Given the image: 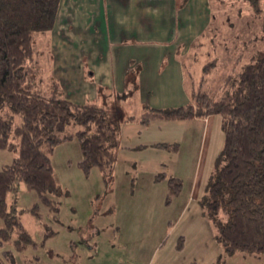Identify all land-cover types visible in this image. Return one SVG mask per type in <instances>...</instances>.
Listing matches in <instances>:
<instances>
[{"label": "rangeland", "instance_id": "rangeland-1", "mask_svg": "<svg viewBox=\"0 0 264 264\" xmlns=\"http://www.w3.org/2000/svg\"><path fill=\"white\" fill-rule=\"evenodd\" d=\"M104 1L62 0L60 9L63 8V20L57 28L60 33L56 32L58 35H55L48 32L35 37L36 65L37 70L41 71L43 87H47L49 79L55 77L52 76L54 70L51 64L57 66L56 60L66 57L64 51L56 50V45L61 47L66 41L83 40L89 43L86 44L89 45L86 49H89L108 40L104 33L97 32L102 21V15L98 16L99 7L104 9ZM107 1L110 9L117 5V2L112 5L111 0ZM181 1L176 0V5ZM172 2L119 0L124 18L133 23L137 20L138 25L130 28L123 21L120 25L116 22L112 24L110 10L103 25L107 26L106 30L111 36L120 34L122 39H152L149 35H155L157 40L164 42L173 39L176 46L188 45L182 59L189 95L192 97L193 91H206L211 95L221 93L226 77L241 71L258 51L264 49V0H260V13L252 8L248 0H191L187 11L173 14L170 9ZM207 14L210 20L204 17ZM207 21H210L208 28H203ZM141 22L146 27L140 26ZM69 25L71 33H66L70 31ZM142 27L153 34L147 33L146 37L140 31ZM163 47L162 55L166 57L164 62H167L175 52H172L170 45ZM69 52L74 58L78 49L73 48ZM122 52L130 53L132 48L124 47ZM205 66H208V72L204 71ZM165 81L164 76V85ZM117 96V92L108 93L102 87L96 100V103L106 107L109 119L116 121L121 129L120 146L115 150L113 179L105 181L99 168L85 173L79 167L82 152L77 140L58 146L52 161L56 180L62 189V195L58 198L59 213L54 216L42 204L39 217L29 211L23 212L22 223L38 245L17 252L11 243L6 244L0 249V257L4 258L7 250L13 251L14 257L13 261L6 260L7 264H129L131 261H138L139 264L142 263L140 259L149 254H185L184 257L192 259L193 264H214L223 255V247L216 239V227L203 211L201 218L205 225L200 223L195 202V207L191 206L186 212V218L178 222L181 206L188 200L191 188L198 180L208 178L211 172L219 153L221 129L216 126L207 129L205 121H159L150 127L154 129L152 134L159 141L178 143L179 148L175 153L162 149L140 154L127 152L123 149L124 143H130L133 137L125 135L127 127L124 119L141 115L143 98L133 96L121 100ZM145 135L144 138H150L148 133ZM16 157L17 153L0 151V169L11 164ZM151 158L165 165L158 172L161 182L153 189L146 185L147 169H141L131 162L140 159L151 166ZM133 165L135 168L131 170L130 166ZM132 172L135 174L131 175ZM135 177L139 180H135L133 186ZM171 177L181 180L182 192L168 206L167 186ZM15 197L20 210H27L39 202L37 194L29 191L23 183L19 184L17 194L10 195L12 200ZM48 228L55 235L45 239ZM205 232L209 234L208 237L200 241ZM223 264H264V257L241 251L225 257Z\"/></svg>", "mask_w": 264, "mask_h": 264}, {"label": "trees", "instance_id": "trees-1", "mask_svg": "<svg viewBox=\"0 0 264 264\" xmlns=\"http://www.w3.org/2000/svg\"><path fill=\"white\" fill-rule=\"evenodd\" d=\"M62 0H0V151L17 153L14 161L0 169V249L11 243L23 252L37 243L24 227L25 211L40 216V205L57 216L62 195L52 161L55 149L77 140L82 152L79 167L89 173L99 168L104 180H112L115 150L120 143L119 124L109 119L105 106L96 102L79 104L67 98L58 80L43 78L37 70L35 37L51 32L57 23ZM260 13V0H248ZM182 0L178 7L186 5ZM132 70L128 90L118 95L127 100L137 88ZM208 72V66L204 67ZM101 90V89H100ZM192 103L156 108L145 105L140 116L125 122L148 125L155 120L186 121L211 115L222 117L224 144L200 200L204 216L217 230V242L225 257L241 251L264 257V49L258 51L241 71L226 77L222 92L211 95L193 91ZM158 147L177 151L178 143ZM23 183L37 194L27 210L18 209V186ZM182 182L171 178L168 202L178 195ZM55 235L47 229L45 239ZM13 251L4 252L0 264L13 261Z\"/></svg>", "mask_w": 264, "mask_h": 264}, {"label": "crops", "instance_id": "crops-1", "mask_svg": "<svg viewBox=\"0 0 264 264\" xmlns=\"http://www.w3.org/2000/svg\"><path fill=\"white\" fill-rule=\"evenodd\" d=\"M86 1L87 0H81V2H86ZM98 2L101 3L102 1H98ZM110 2L112 5L116 4L117 2V5L115 6L113 5L111 10L110 8H108V1L105 0L104 9L101 10L99 7V14H98L99 17L102 15V19H101L102 21L100 23V18L98 17V21L100 25H99V31L97 32L102 34L104 33L105 39H108L106 42H104L102 45L99 44L96 45L97 47L95 48L92 46L89 49L88 48L86 49V47L89 46L86 44L89 43L83 42V40L79 42L78 41L75 42L73 40L72 43L71 40L66 41L64 42V44H62L61 47L60 46L58 47L56 45L57 48L56 50L58 52L60 51V49L64 51L66 57L58 58V60H56L58 65L57 66L54 65L55 67L53 66V64H51L52 69L54 70L52 76H55L53 78L58 80V82L61 84L65 96L70 100L74 101L75 103L79 102V104H84V103L96 102V100H98V98L100 97V89L102 87L108 93L117 92V95H121L123 93H126L128 87H130L128 86V81H127L128 73L131 72L132 70H135L133 71V73L136 76L135 80L137 82V88L134 90V93L128 99L132 98L133 96H141V98H143L142 100L143 108L145 105H150L152 107L169 108V107L184 106L189 103H192L193 99L191 97V94L189 95L188 87L186 86V72L182 59L183 54L187 50L188 45L184 47L183 45L176 46L175 45L176 41H174L173 39H169V41L164 42L157 40V37L155 35H149L152 37V39H143V40L142 39L130 40L127 38L122 39L120 37V34L117 37L111 36L108 33L109 30H106L107 26L103 25L104 20L108 17V10L111 11L110 15L112 14V19H110L112 24L116 22L115 24L120 25V23H122L123 21V24H127V26H130L131 28V26L138 25V23L137 20H135V22L133 23L130 20L124 18L121 8V3H118L119 0H114V2L113 0H111ZM190 5H191V0H188V3L184 7L179 8L178 2L176 5V0L175 1L173 0V2L170 5V9L174 14L176 12L179 13L181 11H187V7L188 6L190 7ZM100 6L102 8L101 4ZM61 11L63 12V8L60 9V16L58 15L59 17L58 23H56L55 28L51 31L55 35H58L56 32L60 33V31L57 28L58 26L61 25V21L63 20ZM204 17L208 18L209 16L207 14ZM208 20L210 19L208 18ZM209 22L207 21L205 24L206 27L204 26L203 28H208V25L210 24ZM139 25L143 27L145 26V24H143L142 22L139 23ZM143 27L141 30L140 29L139 30L144 32L145 36L147 35V33L153 34L151 30L148 29L147 32V30H145ZM69 28L70 29L68 30L70 31H67L66 33H71L72 29L70 25ZM165 44L170 45L173 48L172 52H175L174 55L171 56L172 59L167 62H164V59L166 57L162 55V49L164 48L163 46ZM69 47L71 48V50H69ZM124 47L132 48V52L127 54L123 53L122 49ZM73 48L78 49V54L74 58H72L71 55L68 54L69 51H70L69 53L72 52ZM182 51L183 53H181ZM48 65L51 66L50 63ZM56 67H58L59 69L56 70ZM164 76L167 80L165 81V85L163 84ZM167 100H171L172 102H167ZM159 121H164V120H155L148 125H142L135 121L134 122L127 121L125 123L126 124L125 126L127 127L125 135L133 138L130 141V143H124L123 146L124 148L123 147L122 148L127 152L134 151L138 154L145 152L147 150L153 151L152 149L166 150L158 147L156 144L169 143V142L159 141L158 138L155 139L156 138L155 135L152 134L154 133V129L150 128L153 125H157L155 123H158ZM186 121H205L207 125V129L210 130L212 126L213 127L216 126L220 128L222 132V137H221V141L219 142V148L217 149V151H219L220 153L224 144V134L221 127L222 125L221 116L211 115L205 118H195ZM186 121H167V122H186ZM157 127L159 128L160 126L158 125ZM146 133L149 134L148 136H150V138H144V136H146L145 135ZM173 152L175 153L176 151ZM81 160H82V154H81ZM134 161L131 162H133L136 166H140L141 169H143L144 167L147 169L146 185L149 189H153L154 186H156L161 182L160 174H158V172L160 169H162L165 166L164 163L154 162V160L151 158L150 160L151 166L148 165L149 166L148 167L144 160L139 159L138 161L137 160ZM214 162L212 165V169L214 166ZM135 165L130 166V169L132 170V168H135ZM211 172L209 173L208 178L206 179L203 178L200 181L198 180V182L194 184V187L191 188L190 196L188 200L186 201L185 204L181 206V213L178 222L179 220L181 219L183 220L184 218H186L187 215L186 212L189 209H191V206H193V203L195 202L196 206H198V209L200 211V212L198 211V217L201 221L200 223H202L203 226L205 225V223L202 220L203 218H201L203 217V214L201 213L203 209L200 205V200L205 193ZM130 174L132 175L135 173L132 172ZM163 177H164L163 179H165V176ZM135 180H139V178L135 177L132 183L133 186H135L136 184L134 183ZM181 192L178 195L174 196L167 205L170 206L172 202L175 201L177 197H179ZM168 193H169V184L167 186V197H168ZM196 215H197V210H196ZM208 235L209 234L205 232L200 237L201 238L200 241L204 240V237L206 238L208 237ZM202 255L204 256V254ZM184 256L185 254H149L147 257L143 256L140 259L142 263L139 262V264H190V263L193 264L192 259L189 260L187 257ZM180 259L183 260L181 261ZM129 264H138V261L136 263L131 261V263Z\"/></svg>", "mask_w": 264, "mask_h": 264}]
</instances>
